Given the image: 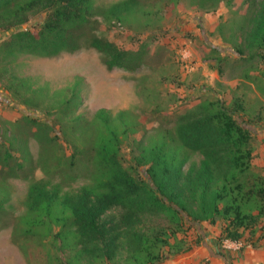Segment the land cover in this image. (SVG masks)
Wrapping results in <instances>:
<instances>
[{
	"label": "rangeland",
	"instance_id": "rangeland-1",
	"mask_svg": "<svg viewBox=\"0 0 264 264\" xmlns=\"http://www.w3.org/2000/svg\"><path fill=\"white\" fill-rule=\"evenodd\" d=\"M93 1L99 8L94 16L96 33L124 51L144 53V64L136 70H109L103 55L94 49L64 51L51 58L1 56L0 264H150L144 255L135 256L133 233L157 239L158 251L169 254L154 264H184L185 257L192 256L202 258L200 264H214L218 256L239 252L243 257L245 251L264 247V218L252 230H243L240 243H233L223 234L224 219L216 218L214 223L201 219L199 201L187 204L182 217L164 208L144 213L130 225L125 224L121 209L108 211L100 221L102 236L85 244L92 253L83 252L71 235L66 234L68 239L57 235L63 232L62 223L55 220L57 211L43 215L40 224L28 231V219L38 215L27 206L32 182H43L51 192L58 187L72 196L80 195L89 184L85 161L64 177L55 172L54 164L58 156L68 160L74 153H79L80 161L90 138L74 127L73 120L80 117L90 122L102 109L115 121L124 168L155 187L148 173L151 164L144 162L146 150L161 141L186 112L218 99L230 105L242 97L246 112L236 118L252 131L251 169L264 175L257 154L258 135L264 132V57L257 55L251 40L260 0L256 5L250 0H229L215 9L199 0L145 1L120 21L110 10L124 0ZM44 18L45 14L36 15L18 30L40 24ZM18 30L0 33V44ZM71 106L68 111L66 107ZM25 116L48 122L53 135L60 137L50 151L54 162H49L48 173L43 169L41 143L28 136ZM8 148L26 162L17 173L20 178L9 175L1 162ZM202 159L200 154L192 155L185 171L193 164L198 167ZM179 248L188 251L177 254Z\"/></svg>",
	"mask_w": 264,
	"mask_h": 264
},
{
	"label": "trees",
	"instance_id": "trees-1",
	"mask_svg": "<svg viewBox=\"0 0 264 264\" xmlns=\"http://www.w3.org/2000/svg\"><path fill=\"white\" fill-rule=\"evenodd\" d=\"M145 1L156 4L161 0H124L113 5L110 11L120 21L124 14ZM199 1L215 9L229 0ZM250 1L255 5L258 3V0ZM259 5L251 40L257 55L264 57V0H260ZM98 9L93 0H0V33L18 30L32 17L45 14L42 23L13 32L4 40L0 44V58L17 54L51 58L64 51L94 49L103 55L109 70H136L144 64V53L124 51L99 36L94 19ZM66 109L72 111V106ZM197 109L178 117L175 127L167 130L163 139L144 153V162L151 164L148 173L155 187L124 168L119 158L118 131L108 111L99 110L90 122L75 118L74 127L89 135V149L81 154L80 161L77 159L79 153H74L68 160L65 155L58 156L54 169L64 177L74 168H81L85 161L83 169L90 182L78 196L62 194L58 187L51 192L43 182H32L27 206L30 213L38 215L28 219V231L40 224L43 215H53L57 211L55 220L63 227V232L57 235L65 239L71 235L75 244L82 245L83 252L92 253L85 244L102 236L100 221L108 211L121 209L125 224L130 225L140 215L157 213L164 208L180 217L179 214L188 211L187 204L199 201L201 219L211 223L216 218L224 219L227 222L223 230L225 238L240 243L243 230H252L264 218V175L251 169L252 131L249 125L244 122V126L236 118L246 112L245 99L235 98L230 105L218 99ZM24 126L29 130L28 136H34L41 143V157L46 162L43 169L48 173L49 162H54L50 151L59 143L60 137L53 135L48 122L31 116H25ZM24 142L21 141L27 148ZM59 147L63 151V146ZM194 154H200L203 159L198 167L193 164L185 171ZM1 162L9 175L19 178L17 173L26 167L25 160L19 161L10 148ZM2 204L0 202V212ZM175 204L180 208H175ZM181 229L177 228V231ZM157 242V239L132 234L135 256L144 255L150 264L161 263L169 257L158 251ZM110 243L112 248L113 241ZM168 245L171 246L170 242ZM186 251L188 249L179 248L175 252Z\"/></svg>",
	"mask_w": 264,
	"mask_h": 264
},
{
	"label": "crops",
	"instance_id": "crops-1",
	"mask_svg": "<svg viewBox=\"0 0 264 264\" xmlns=\"http://www.w3.org/2000/svg\"><path fill=\"white\" fill-rule=\"evenodd\" d=\"M258 139L261 142L259 149L257 150V154H260V158L258 161L259 167L264 168V132L261 131L260 135H258ZM264 243V240L262 241ZM232 253V252H231ZM203 256V255H202ZM196 256H192L190 258L185 257L184 264H200L202 258L196 260ZM214 264H264V247L255 250L251 249L245 251L243 257L239 255V252H234L231 256H218L213 260Z\"/></svg>",
	"mask_w": 264,
	"mask_h": 264
}]
</instances>
